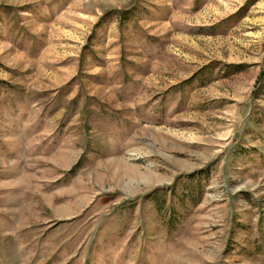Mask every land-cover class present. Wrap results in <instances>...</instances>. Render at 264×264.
<instances>
[{
	"label": "rangeland",
	"instance_id": "obj_1",
	"mask_svg": "<svg viewBox=\"0 0 264 264\" xmlns=\"http://www.w3.org/2000/svg\"><path fill=\"white\" fill-rule=\"evenodd\" d=\"M0 264H264V0H0Z\"/></svg>",
	"mask_w": 264,
	"mask_h": 264
}]
</instances>
